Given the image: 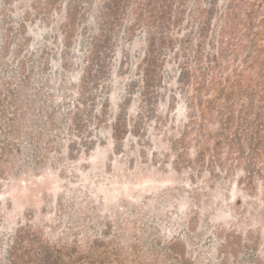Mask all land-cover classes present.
I'll use <instances>...</instances> for the list:
<instances>
[{
    "label": "rangeland",
    "instance_id": "obj_1",
    "mask_svg": "<svg viewBox=\"0 0 264 264\" xmlns=\"http://www.w3.org/2000/svg\"><path fill=\"white\" fill-rule=\"evenodd\" d=\"M0 264H264V0H0Z\"/></svg>",
    "mask_w": 264,
    "mask_h": 264
}]
</instances>
